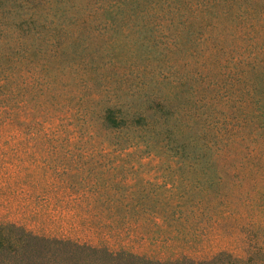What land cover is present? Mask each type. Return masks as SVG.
<instances>
[{
    "label": "trees",
    "instance_id": "1",
    "mask_svg": "<svg viewBox=\"0 0 264 264\" xmlns=\"http://www.w3.org/2000/svg\"><path fill=\"white\" fill-rule=\"evenodd\" d=\"M0 189L100 239L250 234L160 259L0 220V264H264V0H0Z\"/></svg>",
    "mask_w": 264,
    "mask_h": 264
},
{
    "label": "rangeland",
    "instance_id": "2",
    "mask_svg": "<svg viewBox=\"0 0 264 264\" xmlns=\"http://www.w3.org/2000/svg\"><path fill=\"white\" fill-rule=\"evenodd\" d=\"M19 136H24L27 132L23 128H18L14 131ZM58 145L59 142H56ZM62 147L63 144H60ZM17 148L23 151L27 148V144L24 139L20 138L17 141ZM30 148V154L26 155L24 158L20 157L19 160L16 159L17 163L25 164L27 161L31 162L32 159L37 158L35 154L45 155L47 153L46 149L49 148L47 145H34ZM33 154V155H32ZM37 171L36 173H38ZM17 175L25 177L28 175L27 171L19 169L16 171ZM23 193H17L16 191H10L9 189H0V220H13L24 224L26 227L31 228L35 231H44L50 234H56L59 232L67 233L68 231L65 226L61 228L62 222H59L57 217H53L50 214L44 215H31L28 213V209L38 207V202L36 199L28 198L25 200ZM56 221V222H54ZM61 228V229H60ZM58 230V231H57ZM70 233L77 235L79 238H84L90 240L94 243H99L101 240L105 241L109 246H124L133 252L143 253L145 255L154 258H168L176 257L180 254H188L193 257H207L219 249H227L235 254H243L246 248V242L248 239V233L246 231L233 230H222L218 232H213L206 237H202L200 241L194 243L186 249H177V247H171L165 245H159L152 242L149 239H138L131 236H124L120 238L109 237L100 239L92 234L81 233L78 231H71ZM256 237L259 239H264V233L258 231Z\"/></svg>",
    "mask_w": 264,
    "mask_h": 264
}]
</instances>
